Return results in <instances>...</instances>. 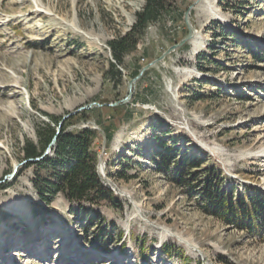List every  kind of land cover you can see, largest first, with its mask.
Listing matches in <instances>:
<instances>
[{
	"label": "rangeland",
	"instance_id": "374dc122",
	"mask_svg": "<svg viewBox=\"0 0 264 264\" xmlns=\"http://www.w3.org/2000/svg\"><path fill=\"white\" fill-rule=\"evenodd\" d=\"M169 1L110 78L107 42L145 0H0V264H264V236L203 215L151 162L203 158L226 189L264 193V0H202L195 44L146 71L121 115L101 111L187 34L196 0ZM60 123L97 132V173L117 203L81 210L52 194L54 170L40 165L52 151L18 166L27 144L43 155L40 137Z\"/></svg>",
	"mask_w": 264,
	"mask_h": 264
},
{
	"label": "trees",
	"instance_id": "16d2710c",
	"mask_svg": "<svg viewBox=\"0 0 264 264\" xmlns=\"http://www.w3.org/2000/svg\"><path fill=\"white\" fill-rule=\"evenodd\" d=\"M171 11L172 5L169 0H145L141 11L135 14V21L130 30L107 42L112 60L108 63L106 74L110 78H121L119 68L123 65L124 57L136 50L139 43L138 37L149 25L157 23ZM120 107L122 105L118 107L104 106L101 111H112L121 115L118 109ZM83 118L86 119V117ZM57 126L58 124H56ZM55 131V127L49 128L40 137V140H44L46 143L45 148L55 136ZM97 140V132L90 128L80 127L70 132H64L61 128L55 145L51 149L52 156L40 164L54 170V180L48 182V188L52 194H61L68 203L77 204L81 210L85 209V203L92 208L101 203L118 202L110 189L104 187L97 173L98 157L92 151ZM160 145L163 147L164 143H160ZM23 152L25 159H35L42 155H37L36 147L32 144H27ZM151 162L156 166L158 172L168 176V182L180 189L187 199H194L197 210L203 215L239 231L264 236L263 192L252 187H245L242 194L226 189L221 172L213 166H204L203 158L189 155L175 158L158 153L153 155ZM170 164L173 169L168 173ZM42 198L48 204V199ZM36 209L37 206L32 205L34 214L43 217L40 210ZM74 212L76 213V211ZM90 214L94 217L100 216L95 210ZM89 218V221L93 220L91 217ZM97 238L98 236L95 239L97 240ZM161 249L167 256H171L168 248L162 246Z\"/></svg>",
	"mask_w": 264,
	"mask_h": 264
},
{
	"label": "water",
	"instance_id": "95a60500",
	"mask_svg": "<svg viewBox=\"0 0 264 264\" xmlns=\"http://www.w3.org/2000/svg\"><path fill=\"white\" fill-rule=\"evenodd\" d=\"M201 1L202 0H196L192 5H190L186 9V11H185V13L183 15V21H184V24H185V27H186V30H187V34L176 45L171 46L166 52H164L158 59H156L155 61H152L151 63H149V64L145 65L143 68H141L139 73L133 79H131L128 82L126 96L122 100H119L117 102H114L113 104H110L109 105L110 107H117V106H120V105L127 104L133 98L136 83L142 78L143 74L146 71H148L157 62L162 61L171 52L175 51L176 49H179V48L183 47L186 43H190V41L192 40L194 35L197 33L196 29L193 27V25L191 23L190 12H191V9L195 5L199 4ZM90 108H91V105H88L87 107L81 108L80 110H86V109H90ZM73 114L74 113H71V114L65 116L63 119H67L69 116H71ZM61 127H62V123H60L58 125V128H57V130L55 132V136L52 138L51 142L47 146L45 155H47L51 151L53 146L55 145V142H56L57 136L60 133ZM85 128H88V127H85ZM42 159H43L42 156L39 157V158H35V159H24V160L21 161L20 164H18V166H21V165H24V164H27V163H35V162H38V161H40ZM18 166H16V167H18Z\"/></svg>",
	"mask_w": 264,
	"mask_h": 264
},
{
	"label": "bare ground",
	"instance_id": "6f19581e",
	"mask_svg": "<svg viewBox=\"0 0 264 264\" xmlns=\"http://www.w3.org/2000/svg\"><path fill=\"white\" fill-rule=\"evenodd\" d=\"M205 2V1H204ZM196 35V34H195ZM194 35V37L192 38V40L190 41L192 44H195L196 42V36ZM144 142V141H143ZM17 205V204H16ZM183 242H186V243H183V244H186V245H189V241L186 240V239H183ZM15 256L18 255V254H14Z\"/></svg>",
	"mask_w": 264,
	"mask_h": 264
}]
</instances>
